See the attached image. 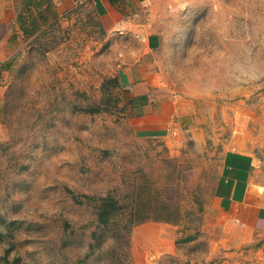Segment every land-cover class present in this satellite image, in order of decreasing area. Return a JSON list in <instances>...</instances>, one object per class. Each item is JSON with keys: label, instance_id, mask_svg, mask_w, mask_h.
<instances>
[{"label": "rangeland", "instance_id": "rangeland-1", "mask_svg": "<svg viewBox=\"0 0 264 264\" xmlns=\"http://www.w3.org/2000/svg\"><path fill=\"white\" fill-rule=\"evenodd\" d=\"M6 1L0 264H264V234H233L214 195L224 152L264 162V0H184L146 55L166 86L138 96L89 5ZM154 118L167 134L133 125Z\"/></svg>", "mask_w": 264, "mask_h": 264}, {"label": "crops", "instance_id": "crops-1", "mask_svg": "<svg viewBox=\"0 0 264 264\" xmlns=\"http://www.w3.org/2000/svg\"><path fill=\"white\" fill-rule=\"evenodd\" d=\"M47 1L49 5L55 3V8L60 14L67 13L78 6L89 5L103 21L107 33L113 36L114 42L120 40L129 44L128 49L124 48V57L129 60L126 72L129 81H132L130 87L135 96L142 95L144 89L153 92L161 90L163 85L166 86V80L160 83L155 77H151L161 69L156 62L146 61V55L166 51L167 28L171 26L172 16L180 11L184 0ZM2 3L6 5L8 2L3 0ZM2 7L0 22L4 23L7 20L16 22L17 13L21 11V8H11V16H9L6 14L7 9ZM138 46L144 52L139 51ZM5 58H7V49L2 44L0 45V63ZM141 63L146 64V71L143 70ZM1 90L0 86V95ZM152 100L151 97L147 105L150 107L147 113L159 115L161 110L154 109V106L158 105L156 99L154 106ZM155 118L136 121L133 125L140 131L151 134L164 132L167 134L170 122L163 118ZM214 195L217 207L227 217V226L233 230V234H264V162H261L254 153L243 149H232L223 153Z\"/></svg>", "mask_w": 264, "mask_h": 264}, {"label": "trees", "instance_id": "trees-1", "mask_svg": "<svg viewBox=\"0 0 264 264\" xmlns=\"http://www.w3.org/2000/svg\"><path fill=\"white\" fill-rule=\"evenodd\" d=\"M101 220H102V221H104V220H105L104 218H102V214H101Z\"/></svg>", "mask_w": 264, "mask_h": 264}]
</instances>
